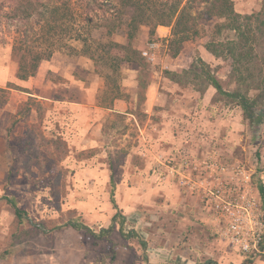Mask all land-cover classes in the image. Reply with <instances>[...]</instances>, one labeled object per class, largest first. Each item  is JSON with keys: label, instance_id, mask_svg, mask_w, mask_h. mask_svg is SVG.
Returning a JSON list of instances; mask_svg holds the SVG:
<instances>
[{"label": "rangeland", "instance_id": "rangeland-1", "mask_svg": "<svg viewBox=\"0 0 264 264\" xmlns=\"http://www.w3.org/2000/svg\"><path fill=\"white\" fill-rule=\"evenodd\" d=\"M51 2L66 4L72 17L54 31L43 24L34 25L39 37L32 45L44 49L41 37H48L49 32L58 39L53 46L57 50L41 62L34 77L20 81L16 77L18 56L12 47L14 39L20 38L17 30L25 25L10 15L11 0H0V87L13 83L31 91L43 107V135L50 138L59 134L69 148L60 163L43 171L30 166V174H26V155L19 148H9L5 135L14 121L9 115L17 112L28 95L11 92L0 110V264H243L245 260L238 252L212 235L197 198L180 190L172 179H156L152 171L156 164L147 163V156L142 155L150 145L148 141L160 135L161 143L169 144L165 156L181 152L170 141L192 127L193 131L185 134L193 142L188 148L194 151L191 153L210 146L255 167L264 176V101L257 108L261 122L253 125L243 119L234 102L222 95L215 97V90V99L206 100L212 88L195 80L191 73L182 78L181 85L165 74L178 68L188 70L200 58L226 91L235 90L230 58L226 53L215 58L205 48L212 40L223 44L235 40L230 20L208 16L209 4L201 0ZM232 2L235 13L241 16L240 23L249 27L253 37L254 57L238 67L247 84L256 85L264 75V0ZM133 3L141 8L147 22L138 21L137 29L129 25L133 17L137 18ZM183 7L185 22L197 28L198 36L180 42L171 35L170 22H163L165 26L155 23L167 21L170 15L173 24ZM250 16V21L244 19ZM130 34L139 51L150 41L159 45L154 63L140 53L152 73L147 90L153 86L162 97V106H155L150 113L144 112L142 94L137 93L139 68L124 65L115 73L111 63L103 62L100 52H95L98 45L126 44ZM69 35H79V40L69 39ZM81 39L87 41L86 46ZM115 95L125 103L123 111L114 108ZM27 121L36 122L34 111L17 122L15 135L23 133ZM150 124L158 126L160 134L152 129L148 133ZM162 149L158 143L151 147L152 152ZM111 173L115 201L125 216L124 229L134 230L147 243L146 263L137 240L121 238L117 225L107 240H94L88 233L69 227L55 229L72 215L95 233L107 228L114 213L109 203ZM7 198L15 199L31 225H18Z\"/></svg>", "mask_w": 264, "mask_h": 264}, {"label": "trees", "instance_id": "trees-1", "mask_svg": "<svg viewBox=\"0 0 264 264\" xmlns=\"http://www.w3.org/2000/svg\"><path fill=\"white\" fill-rule=\"evenodd\" d=\"M11 2L12 8L10 15L13 19H17L25 25L24 29L17 30L20 38L14 39L12 50L18 56L16 77L20 81H26L34 77L41 62L49 60L57 50L53 46H55L58 39H55V35H52L49 32L47 33L49 35L48 37H45L44 34L41 37L45 40L44 43L46 46L44 49L32 45L33 43H36L38 40L37 38L39 37L36 31H34V25L43 24V26L48 27V30L54 31L56 27H59L66 19H70L72 16L71 11L66 4L58 6L52 3L51 0H11ZM201 2L209 4L206 9L208 16L229 19L231 22L230 29L234 32L235 40L227 41L225 44L220 42L215 43L212 40L205 48L215 58H219L223 53H226L230 58L232 61L235 90L226 91L219 79L211 72L209 66L200 58H197L195 63H193L188 70L178 68L174 72L165 71V74L168 75L171 81L181 85L184 84L182 78L186 79L189 76L188 73H191L195 80H201L207 87H212L216 91L214 95L215 97L217 95H222L234 102L235 106L241 110L244 120L253 125H258L261 121L257 108L264 101V75L258 80V82H256V85L253 83L248 85L246 82L247 80H245L246 78L238 67L243 61L248 63L249 60H251V56L254 57V50L250 43V41L253 40V37L250 36L251 31L249 27L246 28L240 23L239 19L241 16L235 13L232 0H201ZM135 4H132V8L137 12V15L135 16L140 20L133 17L129 25L132 28L137 29L136 26L138 21L143 24H146L147 22L143 20L144 15L141 8L136 7ZM181 11V15L174 20L173 24H171L172 21L169 15L166 16V18H168L167 21H157L155 26H165L163 22H170L168 25H172L171 35L173 37H178L180 42H185L198 36V30L195 26L190 27L185 22L184 12L186 11V7H183ZM160 17L163 18V15ZM251 17L252 16L244 17V19L247 18V21H250ZM31 20H34L33 23L30 22ZM90 22L91 19H88V23ZM72 36L73 35H69V39L74 38ZM78 36L74 38L75 41L79 40ZM50 37L51 39H49ZM132 37L133 36L130 34L128 36L129 41L123 45L117 43L98 45L99 49L95 52H100V55L98 56L103 62L111 63L112 70L115 73H117L121 66L129 64L136 65L137 68H139V73L136 76L137 93L142 94V98L144 99V94L152 79V73L147 71L148 66L140 56L141 51L133 46L131 42L133 39ZM81 41L83 42V45L86 46L87 41L85 39H81ZM90 55L91 59L94 60V53L90 52ZM12 91L31 94L28 89L19 87L13 83H7L4 87H0V110L8 103ZM251 92H255L256 94L253 95ZM116 96L117 95L114 96V99L118 98ZM214 96L212 97L211 102L215 99ZM42 110V104L37 101L36 98L29 95L27 100L18 105L17 112L13 115H9L11 118H14V121L12 126L6 129L5 140L9 148H19V150L26 155L27 160L24 163L26 174H30V166H33L40 171L47 170L49 166L63 161L69 153V148L66 142L59 134H52L50 138L43 135L41 124L44 118V113ZM32 111L36 114V122H32L31 124H29L28 121L25 122L26 125L23 133L21 135H15L14 130L17 122L22 118L28 117ZM109 182V203L114 213L111 217L110 225L107 228H101L95 233L85 225L79 217L68 213L72 216H69L61 224L56 225L55 229L69 227L75 231H84L85 233H88L94 240H107L113 228L117 225L121 238L125 240H137L139 246L144 251L142 259L146 263L147 256L145 252L147 243L134 230L127 231L124 229L125 216L118 208L115 201V183L112 173L109 177ZM257 186L261 207L264 211V185L258 184ZM6 201L12 208L18 225L30 224V220L26 217L25 212L18 207L15 199L7 198ZM112 255L114 254H111V259H113ZM249 263L250 261L245 260L243 264ZM205 264L215 263L207 261Z\"/></svg>", "mask_w": 264, "mask_h": 264}, {"label": "built area", "instance_id": "built-area-1", "mask_svg": "<svg viewBox=\"0 0 264 264\" xmlns=\"http://www.w3.org/2000/svg\"><path fill=\"white\" fill-rule=\"evenodd\" d=\"M158 48L150 41L141 55L154 63ZM152 171L156 179H172L197 198L213 236L249 264H264V211L257 190L258 184L264 185V176L255 167L208 146L199 153L160 156Z\"/></svg>", "mask_w": 264, "mask_h": 264}, {"label": "crops", "instance_id": "crops-1", "mask_svg": "<svg viewBox=\"0 0 264 264\" xmlns=\"http://www.w3.org/2000/svg\"><path fill=\"white\" fill-rule=\"evenodd\" d=\"M136 88H137V85H136ZM212 88V87H211ZM214 91V89L212 88V89H208V91H207V95H205V99L206 100H209L210 101V99L212 98V96H213V94L214 93H212L213 91ZM30 93L31 94H27L28 96L29 95H31V96H33V94H32V92L30 91ZM34 97V96H33ZM28 98V97H27ZM35 98V97H34ZM10 99V98H9ZM27 100V99H26ZM136 100H137V98H135L134 97V104L136 103ZM161 100H162V97H161V94L157 91H155L154 89H153V86H151V87H149V89L148 90H146V92H145V94H144V99H143V105L145 106V111L144 112H146V113H150V112H152L153 110H154V108H155V106H162V102H161ZM25 101V100H24ZM113 106H114V108L115 109H117V110H120V111H123L124 109H126V106H125V103L123 102V101H121V100H115V102H114V104H113ZM163 123H165L166 124V122H165V120H162V124ZM189 127H191L190 125H188ZM146 128V127H145ZM153 131H155V132H157L158 134H160V130H159V127L158 126H156V125H153V124H150V126H149V128H148V130H147V132L148 133H151V131L152 130ZM145 130V129H144ZM143 130V131H144ZM187 131H189V132H192L193 130H192V127L190 128V129H188ZM187 131H181V133L182 134H180L179 136H178V138H174L173 137V139L170 141V144H171V146L172 147H174V148H176V149H182V151L183 152H185V151H187V152H194V151H192V150H190V149H188V148H190L191 147V143H193L192 141H188V139L187 138H185L186 137V135H188V133H186ZM153 134H155V133H153ZM186 134V135H185ZM156 135V134H155ZM150 138L152 139L153 138V136H150ZM161 139H163V136H161L160 135V138H155V139H152V140H149L148 142H149V144L150 145H148V146H146L145 148H146V152H144V153H142V155L143 156H147V163H150V164H156V162L158 161V159H159V157L160 156H165L166 155V152H164V150H165V147H167L168 148V145L169 144H164V143H161ZM157 144L158 143V145H160L161 147H164V149H162V150H159V151H156V152H152V150H151V147H153V144ZM199 144L200 143H198V146H199ZM176 145V146H175ZM208 147V146H207ZM206 147V148H207ZM199 149H202V146L200 145V148ZM198 150V149H197ZM190 152V153H191ZM148 154H152V157L150 156L149 157V155ZM149 160H151V161H149Z\"/></svg>", "mask_w": 264, "mask_h": 264}]
</instances>
